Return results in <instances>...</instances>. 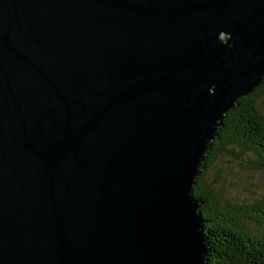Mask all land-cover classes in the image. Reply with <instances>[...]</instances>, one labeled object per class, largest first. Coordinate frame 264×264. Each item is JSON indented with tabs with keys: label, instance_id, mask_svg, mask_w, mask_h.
Instances as JSON below:
<instances>
[{
	"label": "water",
	"instance_id": "1",
	"mask_svg": "<svg viewBox=\"0 0 264 264\" xmlns=\"http://www.w3.org/2000/svg\"><path fill=\"white\" fill-rule=\"evenodd\" d=\"M264 82V0H0V264H206L193 185Z\"/></svg>",
	"mask_w": 264,
	"mask_h": 264
},
{
	"label": "trees",
	"instance_id": "2",
	"mask_svg": "<svg viewBox=\"0 0 264 264\" xmlns=\"http://www.w3.org/2000/svg\"><path fill=\"white\" fill-rule=\"evenodd\" d=\"M263 94L264 82L240 97L223 116L193 185V194L202 200L206 264H264V198L247 203L219 201L213 187L206 183L207 171L220 152H235V147L250 168L264 171V114L258 109Z\"/></svg>",
	"mask_w": 264,
	"mask_h": 264
},
{
	"label": "rangeland",
	"instance_id": "3",
	"mask_svg": "<svg viewBox=\"0 0 264 264\" xmlns=\"http://www.w3.org/2000/svg\"><path fill=\"white\" fill-rule=\"evenodd\" d=\"M258 109L264 114V94L258 100ZM233 150L220 152L207 171L206 183L213 187L219 201L247 203L264 198V171L250 168L244 154L237 147Z\"/></svg>",
	"mask_w": 264,
	"mask_h": 264
}]
</instances>
